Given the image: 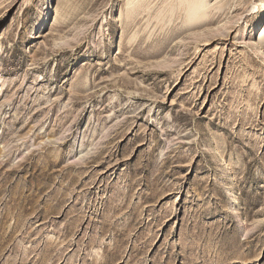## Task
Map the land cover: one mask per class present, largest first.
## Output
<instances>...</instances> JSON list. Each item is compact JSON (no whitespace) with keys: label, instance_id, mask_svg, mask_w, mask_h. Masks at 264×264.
Instances as JSON below:
<instances>
[{"label":"rangeland","instance_id":"rangeland-1","mask_svg":"<svg viewBox=\"0 0 264 264\" xmlns=\"http://www.w3.org/2000/svg\"><path fill=\"white\" fill-rule=\"evenodd\" d=\"M45 1L0 0V264H264V0Z\"/></svg>","mask_w":264,"mask_h":264},{"label":"bare ground","instance_id":"bare-ground-1","mask_svg":"<svg viewBox=\"0 0 264 264\" xmlns=\"http://www.w3.org/2000/svg\"><path fill=\"white\" fill-rule=\"evenodd\" d=\"M51 3H52V0H50V3L48 4V0H46L45 1V9L47 8L48 9V13L50 12V7L49 6H51ZM132 3V2H131ZM146 3V1L145 0H141V1H139V2H137V3H135V5L133 6V8L132 7H130L131 8V12H132V14H136V12H135V9H137L138 7H141L142 6V4H145ZM187 5H189V7H188V16H187V20L188 21H190V22H198V20L199 19H195V20H193V19H191V16H194V15H197V16H199V14H203V12H199V10L200 9H202V8H204V7H206V4H205V0H189L188 1V3H187ZM130 6V5H129ZM129 8V7H128ZM257 10H259V12H264V6H263V4L261 3V2H259L258 3V5H257ZM130 13V12H129ZM138 14V13H137ZM132 16V15H131ZM131 18H133V17H131ZM260 22V21H259ZM258 24H260V23H258ZM257 26H259V25H257ZM257 26H256V28H257ZM262 27H263V25H261L260 27H259V32L261 31V29H262ZM263 37H264V34H261L260 36H259V38L261 39V40H263ZM261 42V41H260ZM260 50V49H259ZM255 51H256V48H255Z\"/></svg>","mask_w":264,"mask_h":264}]
</instances>
